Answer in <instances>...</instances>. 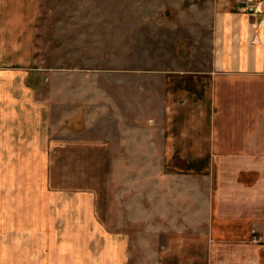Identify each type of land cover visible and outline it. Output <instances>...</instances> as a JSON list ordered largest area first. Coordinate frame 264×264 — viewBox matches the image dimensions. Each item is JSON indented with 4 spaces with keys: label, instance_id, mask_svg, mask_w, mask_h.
<instances>
[{
    "label": "rangeland",
    "instance_id": "rangeland-1",
    "mask_svg": "<svg viewBox=\"0 0 264 264\" xmlns=\"http://www.w3.org/2000/svg\"><path fill=\"white\" fill-rule=\"evenodd\" d=\"M39 7L25 71L37 110L0 114L30 132V162L0 163V264H181L167 231L203 218V207L165 206L161 193L150 206L149 176L165 183L167 171L187 169L159 162L155 143L180 78L210 66L214 0ZM218 214L234 221L217 240V264H264L261 206Z\"/></svg>",
    "mask_w": 264,
    "mask_h": 264
},
{
    "label": "crops",
    "instance_id": "crops-1",
    "mask_svg": "<svg viewBox=\"0 0 264 264\" xmlns=\"http://www.w3.org/2000/svg\"><path fill=\"white\" fill-rule=\"evenodd\" d=\"M214 2L210 66L180 78L155 143L159 162L187 169L167 171L165 183L149 176L150 206H158L161 193L165 206L203 207V218L167 231L166 242L181 246V264L191 258L199 259L193 264H217V240L234 221L218 214L220 206H261L264 231V0L255 14L242 0ZM39 5L0 0V114L37 110L25 71L35 55ZM29 140V130L15 133L0 122V163L23 162L24 156L30 162ZM195 243L202 247L198 255L191 252Z\"/></svg>",
    "mask_w": 264,
    "mask_h": 264
},
{
    "label": "built area",
    "instance_id": "built-area-1",
    "mask_svg": "<svg viewBox=\"0 0 264 264\" xmlns=\"http://www.w3.org/2000/svg\"><path fill=\"white\" fill-rule=\"evenodd\" d=\"M246 11L251 13H258L261 10L262 0H242Z\"/></svg>",
    "mask_w": 264,
    "mask_h": 264
}]
</instances>
